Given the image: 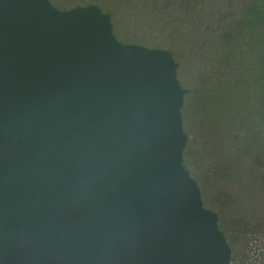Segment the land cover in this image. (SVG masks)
Listing matches in <instances>:
<instances>
[{
	"label": "water",
	"instance_id": "95a60500",
	"mask_svg": "<svg viewBox=\"0 0 264 264\" xmlns=\"http://www.w3.org/2000/svg\"><path fill=\"white\" fill-rule=\"evenodd\" d=\"M177 65L97 3L0 0V264H234Z\"/></svg>",
	"mask_w": 264,
	"mask_h": 264
},
{
	"label": "rangeland",
	"instance_id": "374dc122",
	"mask_svg": "<svg viewBox=\"0 0 264 264\" xmlns=\"http://www.w3.org/2000/svg\"><path fill=\"white\" fill-rule=\"evenodd\" d=\"M148 1V6L143 10L145 13L156 16L160 13V9L152 4V0ZM168 1L170 0H166V3L160 6L163 9L160 16L162 15L165 19L158 21V25L139 26V23L134 24V22H127L126 19H119L113 23V31L122 41L170 49L178 63L177 77L183 86L188 87L202 80L206 75L211 76L213 71L222 69L227 61L225 52L233 50L232 43L229 41L230 37L223 41L222 36L225 34L220 32V28H213L217 22L212 18L218 14H224L223 16L229 15L227 18L232 19L245 3L252 2L254 5L262 3L263 0H205L206 4L194 6L195 9L191 11L193 13L188 18H186L189 12L187 4L185 9H181L188 12H183L185 15L180 16L176 12L181 13L182 10L171 8L175 4L173 1L169 2L168 7ZM51 2L60 8H67L75 3L94 2L110 14L113 6L109 0H51ZM139 2L132 1L137 7L134 9L141 8ZM208 7L213 11L209 12ZM230 10L231 12H228ZM213 21V27L208 26ZM261 38H264V31L246 32L245 39L254 46L249 56L257 53L259 56H264V42H259ZM261 87L264 89V82L261 83ZM202 127L201 124L197 126L199 132H202ZM189 128L188 140L183 150V161L197 179L205 205L217 211L219 226L232 248V257L239 261L243 257L247 236L264 225V180L246 186L245 178H238L240 175L234 177L235 174L233 175L228 169L231 156L225 169L219 160L222 156H216L217 162H215L217 158H210V154L208 159L204 149L198 143L196 144V129ZM202 135L206 136L203 132ZM215 138L213 146L217 148L221 138L219 136ZM215 149H213L214 152Z\"/></svg>",
	"mask_w": 264,
	"mask_h": 264
},
{
	"label": "trees",
	"instance_id": "16d2710c",
	"mask_svg": "<svg viewBox=\"0 0 264 264\" xmlns=\"http://www.w3.org/2000/svg\"><path fill=\"white\" fill-rule=\"evenodd\" d=\"M109 1L113 5L112 23L126 19L127 22L139 23V26L158 25V21L165 19L160 16L163 10L160 6L166 0L151 1L160 9L156 16L143 10L148 6V0H138L141 8L137 10L132 3L134 0ZM171 1L175 2L171 8L176 9H185L187 4L189 12L182 9L181 13L176 12L180 16L188 12L186 18L192 15L194 6L206 4L205 0H170L168 7ZM261 2L254 5L252 2L245 3L237 17L234 15L232 19L224 14L212 18L217 25L213 27V21L208 26L220 28V32L225 34L223 41L229 36L233 50L225 52L227 61L224 59L226 65L222 69L187 87L182 106L185 131L188 132L189 127L195 128L196 144L204 149L208 159L209 154L210 158L222 156L219 160L224 169L231 156L228 169L235 174L234 177L240 175L238 178H245L246 186L264 180V89L261 87L264 82V56L258 53L249 56L254 46L245 39L246 32L264 31V0ZM208 11L213 10L208 7ZM262 41L264 38L259 40ZM199 124L206 136L199 132ZM216 136L221 138L217 148L213 146ZM212 148H216L215 152Z\"/></svg>",
	"mask_w": 264,
	"mask_h": 264
},
{
	"label": "built area",
	"instance_id": "2783aa9c",
	"mask_svg": "<svg viewBox=\"0 0 264 264\" xmlns=\"http://www.w3.org/2000/svg\"><path fill=\"white\" fill-rule=\"evenodd\" d=\"M234 264H264V225L247 236L243 257Z\"/></svg>",
	"mask_w": 264,
	"mask_h": 264
}]
</instances>
